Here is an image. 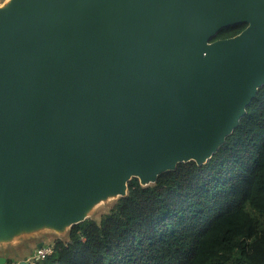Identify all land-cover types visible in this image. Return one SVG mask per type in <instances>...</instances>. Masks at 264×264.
<instances>
[{
    "label": "water",
    "instance_id": "95a60500",
    "mask_svg": "<svg viewBox=\"0 0 264 264\" xmlns=\"http://www.w3.org/2000/svg\"><path fill=\"white\" fill-rule=\"evenodd\" d=\"M263 86L264 0H8L0 245L64 234L133 178L206 163Z\"/></svg>",
    "mask_w": 264,
    "mask_h": 264
},
{
    "label": "trees",
    "instance_id": "16d2710c",
    "mask_svg": "<svg viewBox=\"0 0 264 264\" xmlns=\"http://www.w3.org/2000/svg\"><path fill=\"white\" fill-rule=\"evenodd\" d=\"M53 243L36 264H264V86L206 163H181L147 186L133 178L126 196Z\"/></svg>",
    "mask_w": 264,
    "mask_h": 264
},
{
    "label": "rangeland",
    "instance_id": "374dc122",
    "mask_svg": "<svg viewBox=\"0 0 264 264\" xmlns=\"http://www.w3.org/2000/svg\"><path fill=\"white\" fill-rule=\"evenodd\" d=\"M7 1L8 0H0V5ZM115 200L116 198L109 199L97 204L91 212V217H100ZM66 234L67 232L60 234L53 230H41L28 236L16 238L11 243L0 245L1 253L5 255L7 254V258H12L15 262L13 264H23V262L32 264L29 257L34 253L36 246L40 243L41 239H44L45 243L48 242V244H54L53 242L57 237L65 236Z\"/></svg>",
    "mask_w": 264,
    "mask_h": 264
},
{
    "label": "built area",
    "instance_id": "2783aa9c",
    "mask_svg": "<svg viewBox=\"0 0 264 264\" xmlns=\"http://www.w3.org/2000/svg\"><path fill=\"white\" fill-rule=\"evenodd\" d=\"M53 244H44V246L40 249H36L35 253L29 257L32 264H36L38 259L45 258L48 254L53 251Z\"/></svg>",
    "mask_w": 264,
    "mask_h": 264
},
{
    "label": "crops",
    "instance_id": "0c3cea01",
    "mask_svg": "<svg viewBox=\"0 0 264 264\" xmlns=\"http://www.w3.org/2000/svg\"><path fill=\"white\" fill-rule=\"evenodd\" d=\"M0 258H4L5 261H6V259H7V254H6V255H5V254H2V253H1V249H0Z\"/></svg>",
    "mask_w": 264,
    "mask_h": 264
},
{
    "label": "flooded vegetation",
    "instance_id": "af4514ba",
    "mask_svg": "<svg viewBox=\"0 0 264 264\" xmlns=\"http://www.w3.org/2000/svg\"><path fill=\"white\" fill-rule=\"evenodd\" d=\"M40 242H45V240L44 239H41V241Z\"/></svg>",
    "mask_w": 264,
    "mask_h": 264
}]
</instances>
